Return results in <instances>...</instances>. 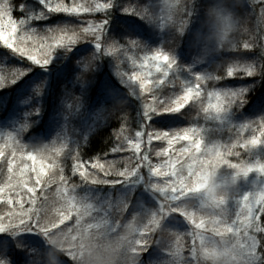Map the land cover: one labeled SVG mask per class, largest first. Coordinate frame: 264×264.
Returning a JSON list of instances; mask_svg holds the SVG:
<instances>
[{
	"label": "trees",
	"instance_id": "obj_1",
	"mask_svg": "<svg viewBox=\"0 0 264 264\" xmlns=\"http://www.w3.org/2000/svg\"><path fill=\"white\" fill-rule=\"evenodd\" d=\"M152 1L155 0H99L107 3L108 7L77 14L50 10L54 9L57 0H0V21L5 20L7 7L12 18L19 23L21 32L35 35L36 45L41 43V38L59 30L76 32L81 37L74 43L55 47L48 63L44 65H38L14 49L0 44V132L6 135L0 133V140H7L19 148L38 147L44 153L66 147L57 156L54 177L58 178L50 184L47 182L49 176H46L41 186L29 193L33 195L30 206H27V200L20 202L27 194L24 190H21L26 194L24 196L16 192L19 187L13 191V197L9 196L12 190L8 186L14 189L12 182H17L19 178H15L9 167L0 160V219L11 220L17 214H22L18 222L9 224L4 230L0 228V237L12 240L17 251L23 253L24 258L20 264H84L88 257H95L98 264H147L149 258L161 249L158 240H163L170 232L186 234L181 232L182 226H177L180 225L177 220L183 221L185 218L171 211L172 207H177L172 206L171 202L169 205V200L159 195L155 198L143 197V212L147 214L149 224L135 248L128 234L119 242L111 235H103L87 227L85 219L75 218L74 221L75 216L58 226L51 225V221L50 226L44 227L48 224L44 220L52 218V213L49 214L46 208L51 204L50 201H55L50 210L54 211L58 222L62 214H58L57 208L62 201L75 202L84 196L107 197L110 193L114 195L120 186H135L139 180L141 185L134 189L131 196H127L134 200L138 193L143 194L142 185L148 179L165 177L157 166L161 155H154L146 168L140 158L145 145H141V151L132 152L123 142L127 139L131 142L135 140L140 114L145 118L158 115L151 118L149 126L152 124L153 127L167 130L170 127L173 130L188 127L189 115L185 108L172 112L162 109L166 108L167 102L160 101L161 95L169 96L176 91L172 72L166 80H162L157 92L152 95L144 90H132V87L119 80L116 73L120 60L128 57V51L137 55L154 56L157 53L165 56L171 70L181 67L179 72L186 71L188 75L193 70L197 74L199 69H210L216 78L207 87L239 91L235 101L237 103H234L236 117L249 119L264 107V0H223L222 5L237 21L232 34L236 44L227 43L215 50L207 68L206 64L195 65L194 61L200 50L199 43L205 39L213 21L214 0H172V22L164 28L157 24L151 26L147 19L138 16L145 4L152 8ZM66 2L70 3L69 0ZM95 2L80 0V3L88 4L89 7ZM90 20L97 23L106 21L102 25L101 40L98 41L100 47L96 46L94 33L82 31ZM243 43L249 47H243ZM234 64H253V71L251 74L237 72L229 76L225 71ZM181 75L177 82L183 77ZM158 99L155 111L144 108V104L148 106ZM147 100L150 102L147 103ZM66 104L71 105L67 113L63 108ZM99 106L102 111L98 116L93 110ZM72 111L75 113L71 114ZM88 113L92 118L85 124L80 116ZM15 115L17 120L11 124L13 127L6 125L11 117L15 119ZM61 115L67 116L71 129L50 134L53 130L51 126ZM59 133L60 138H56ZM180 147L182 145L174 146V149L179 150ZM235 148L238 152L243 150L240 145ZM229 151H232L230 147ZM225 153L223 155L227 156ZM178 154L170 151L171 156L164 155L162 162L169 157L180 158ZM186 158L184 156L181 161L184 162ZM125 159L132 161L129 164L131 173L126 174L129 172L126 169L124 175L119 173L121 167H116ZM247 160L246 157L245 163ZM230 162L238 166L243 164L241 158L233 157ZM148 168L151 171L154 169L160 176L150 174ZM187 197L181 198L179 202L189 204L191 200ZM41 206L44 208L41 209ZM260 210L264 211V204ZM131 211L130 206L125 205L115 213L114 219L119 218L115 232L121 229L125 231L122 224L129 218ZM256 220L252 226L256 243L254 263L264 264V217H259L258 213ZM68 230H72L74 235L70 233L69 236H63L67 244L59 247L53 245L49 237ZM192 239L194 237L188 234L185 241L181 240V254L185 258L183 262L214 264L205 256L199 257L197 252L191 255ZM12 259L6 248H0V264H12Z\"/></svg>",
	"mask_w": 264,
	"mask_h": 264
},
{
	"label": "rangeland",
	"instance_id": "obj_2",
	"mask_svg": "<svg viewBox=\"0 0 264 264\" xmlns=\"http://www.w3.org/2000/svg\"><path fill=\"white\" fill-rule=\"evenodd\" d=\"M69 1L73 3L72 0ZM73 1L80 4V0ZM213 3V21L205 39L199 43L200 50L197 52L194 61L195 65L206 64V68L212 62V53H215V50L227 43L236 44L232 35L237 24L236 18L222 5L223 0H214ZM152 4V8L145 4L143 11L140 10L138 16L147 19V23L151 26L157 24L162 28L172 22L174 12L172 0H155L152 1ZM5 22V20L0 21V24ZM17 24L20 34L24 35L18 22ZM4 35L3 31H0V40L4 39ZM27 46L32 47L31 44ZM37 55H41L39 51H37ZM166 61L165 56H160L157 53L154 56H145L128 51V57H123L120 60V66L116 73L119 80L132 87V90L133 88L144 90L150 95L157 92L162 80H166L171 72L174 75L173 87L175 86L174 90L176 91L168 94L169 96L161 95L160 101L167 102L165 103L166 108L162 109L172 112L185 108L189 115L188 127L176 130L170 127L167 130L153 127L152 124L149 126L148 122L152 120L151 118L158 115L145 118L140 114L138 116V128L135 131V140L131 142L127 139L123 142L127 146L134 147L132 152H139L140 146L145 145L140 158L146 168L151 164L154 155H161L162 157L157 161V166L160 167L165 177L158 179V177L149 175L151 178L142 185L144 195L138 193L134 200L128 199L127 196L128 194L131 196L134 189L141 185L139 180L136 181L135 186H120L114 195L110 193L107 197L84 196L75 202L62 201L57 208L58 214H62V219L58 222L56 221L58 217H54V211L51 212L50 210L55 201H50L51 204L49 203L50 205H47L46 208L48 207L49 214L52 213V218L51 220H48L49 217L46 218L44 221L48 224L43 226H50L51 221L53 222L51 225L57 224L58 226L75 216L74 221L75 218L85 219L84 223L87 227L103 235H111L119 242L128 234L132 239L130 240L134 242L132 247L135 248L140 242L141 234L149 224L147 214L143 212V197L155 198L156 195H159L161 198L169 200V205L171 202L172 206L177 207V209L172 207L171 211H176L185 218V221L177 220L180 224L177 226H182L181 232L186 234L170 232V234H166L167 236L163 240H158L157 244L160 245L161 249L156 251L155 256L149 258L147 264H185L183 262L185 258L181 254V240L185 241V236L188 234L194 237L191 240V255L197 252L199 257L205 256L214 264H256L254 263L256 261L254 257L256 243L252 226L255 221L257 222L258 210L264 204V107L255 112L254 116L249 119L236 117L234 116V105L237 103L235 101L239 94L237 89L207 87L216 78L210 69H199L200 72L197 74L193 70L188 75L186 71L184 73L179 72L182 70L181 67H178L177 70L173 68L171 70ZM252 65L234 64V66L226 67L225 72L228 73V69L232 68L234 74L237 72L249 73L253 71ZM180 73L183 74V77L177 82L179 75L182 76ZM27 89L29 87L24 91ZM149 102L147 100V103ZM152 103L148 106L144 104V108L147 111H155L159 99L157 102L152 101ZM65 106L63 108L67 113V110L69 112L71 109V105L66 104ZM93 111L99 116L102 109L99 106ZM70 113L73 114L75 111ZM66 115H61L55 121L54 125L51 126L53 130L50 134H54L56 131L66 132L71 129L72 125L69 126ZM91 118L89 113L86 116H80L82 122L85 120V124ZM15 120H17L16 115L15 119L11 117L6 125L13 127L11 124ZM72 131L78 130L72 129ZM137 131L141 132L142 136ZM59 135L60 133L56 135V138H60ZM235 144L240 145L243 150L238 152ZM180 145L182 147L179 150L174 149V146ZM224 145L225 148H223ZM0 146L2 147L0 148V160H3V164L7 168L9 167L15 178H19L17 182L15 180L12 182L14 189H11V186L8 188L10 187L13 192L19 187L16 192L21 193V196L27 195L25 199L22 197V200L19 199V196L17 198L21 203L27 200V206H30L33 195L29 193L41 186L42 181L47 179L46 176H49L47 182L50 184H53L58 178L54 177L57 156L64 152L66 147H60L62 149L52 153H44L39 150L41 148H19L3 139L0 140ZM229 147L232 151H229ZM234 149L237 151L235 152ZM170 151L180 153L179 156L177 155L180 158L169 157L162 162L164 155H170ZM224 153L227 156L223 155ZM230 153L234 155H228ZM184 156L187 158L183 162L181 158ZM233 157L241 158L243 164L241 166L232 165L230 160ZM246 157L248 160L245 163ZM133 160L136 159L133 157ZM131 161L125 159L121 164H118L116 168L121 167L120 174L125 175L124 170L126 169H129L126 174L131 173L129 168ZM244 169L247 171H243ZM153 171L155 170H150V174L155 173L156 176H160L156 171ZM21 190H24L26 194L22 193ZM12 192H10L11 195L9 194L11 197L15 193ZM187 196L191 200L189 204L179 202L181 198ZM125 205L132 209L129 218L122 224V227L126 229L115 232L117 229L115 225L119 223V218L115 220L114 215ZM42 208L44 207L41 206ZM60 208L62 210H59ZM22 213H24L23 210ZM21 216L22 214H17L11 220L0 219V228L6 229L9 224L18 222ZM69 230L65 233L52 234L49 237L50 241L58 247L67 244L62 238L64 235L69 236L70 233L74 235V232ZM195 258L192 257V259ZM186 264L189 263L186 261Z\"/></svg>",
	"mask_w": 264,
	"mask_h": 264
},
{
	"label": "snow or ice",
	"instance_id": "obj_3",
	"mask_svg": "<svg viewBox=\"0 0 264 264\" xmlns=\"http://www.w3.org/2000/svg\"><path fill=\"white\" fill-rule=\"evenodd\" d=\"M108 7L107 3H101L99 0H96L95 3L91 7L88 4H78V3H68L66 0H60L59 3L55 4L54 9L50 8V10L55 11H65L69 13H77V14H86L90 13L94 10H98L101 8ZM5 23L0 24V31H3L4 39L0 40V44L7 46L8 48L14 49L15 51L19 52L21 55L26 56L30 61L38 64L44 65L47 64L50 58V54L52 50L64 44H71L74 43L78 38L81 37L76 33L72 32L69 33L68 30H59L50 33V35H46L45 37L41 38V43L36 45L35 35H21L20 31L18 30L17 22L12 18L8 8L5 9ZM106 23V21L94 22V21H87L86 27H83L82 31L84 33L92 32L94 33L93 39L96 42V46L100 47L98 41L101 40V32H102V25ZM59 35H56V33ZM50 40V43H46L44 41ZM31 44L32 47H28L27 45ZM23 45V46H21ZM243 47L247 48L249 45H243ZM37 51H39L42 55H37ZM234 74V69H228V75L231 76ZM251 74V72H249ZM150 114V113H149ZM141 134V132L137 131ZM142 136V134H141ZM255 143V141H253ZM131 150H134V147L128 146ZM142 148V146H141ZM140 148V151H141ZM143 167V165H141ZM243 171H247L244 169ZM259 217H264V211L258 210ZM22 237H20L21 239ZM0 248L7 249L8 253L12 256V264H20V261L24 258L23 253L17 251L14 247L13 241L8 239L7 237H0Z\"/></svg>",
	"mask_w": 264,
	"mask_h": 264
},
{
	"label": "clouds",
	"instance_id": "obj_4",
	"mask_svg": "<svg viewBox=\"0 0 264 264\" xmlns=\"http://www.w3.org/2000/svg\"><path fill=\"white\" fill-rule=\"evenodd\" d=\"M84 264H98L95 257H88L85 259Z\"/></svg>",
	"mask_w": 264,
	"mask_h": 264
}]
</instances>
